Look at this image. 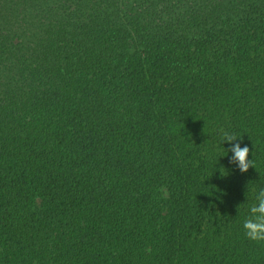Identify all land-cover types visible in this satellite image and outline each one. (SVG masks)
Returning <instances> with one entry per match:
<instances>
[{
	"label": "trees",
	"instance_id": "obj_1",
	"mask_svg": "<svg viewBox=\"0 0 264 264\" xmlns=\"http://www.w3.org/2000/svg\"><path fill=\"white\" fill-rule=\"evenodd\" d=\"M260 189L264 0H0V264H264Z\"/></svg>",
	"mask_w": 264,
	"mask_h": 264
},
{
	"label": "clouds",
	"instance_id": "obj_2",
	"mask_svg": "<svg viewBox=\"0 0 264 264\" xmlns=\"http://www.w3.org/2000/svg\"><path fill=\"white\" fill-rule=\"evenodd\" d=\"M222 131V142H228L232 145L230 151L232 152L231 162L236 164L242 173H247L250 168L255 167L254 159L250 160V149L247 146L241 147L237 138L233 133ZM225 172L224 169H221ZM256 203L249 209V215L243 222V229L245 237L257 244L264 243V189H260L256 194ZM240 208V207H239Z\"/></svg>",
	"mask_w": 264,
	"mask_h": 264
}]
</instances>
